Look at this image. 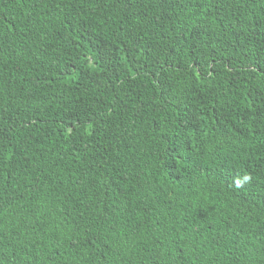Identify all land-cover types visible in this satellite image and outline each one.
Here are the masks:
<instances>
[{
	"label": "trees",
	"instance_id": "trees-1",
	"mask_svg": "<svg viewBox=\"0 0 264 264\" xmlns=\"http://www.w3.org/2000/svg\"><path fill=\"white\" fill-rule=\"evenodd\" d=\"M0 264H264V0H0Z\"/></svg>",
	"mask_w": 264,
	"mask_h": 264
},
{
	"label": "bare ground",
	"instance_id": "bare-ground-1",
	"mask_svg": "<svg viewBox=\"0 0 264 264\" xmlns=\"http://www.w3.org/2000/svg\"><path fill=\"white\" fill-rule=\"evenodd\" d=\"M129 220V219H128Z\"/></svg>",
	"mask_w": 264,
	"mask_h": 264
}]
</instances>
